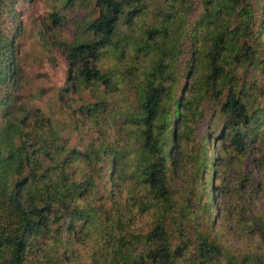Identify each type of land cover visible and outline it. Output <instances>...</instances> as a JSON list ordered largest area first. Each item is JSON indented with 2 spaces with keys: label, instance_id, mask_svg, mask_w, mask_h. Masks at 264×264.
Instances as JSON below:
<instances>
[{
  "label": "trees",
  "instance_id": "trees-1",
  "mask_svg": "<svg viewBox=\"0 0 264 264\" xmlns=\"http://www.w3.org/2000/svg\"><path fill=\"white\" fill-rule=\"evenodd\" d=\"M31 1L0 0V264H264V0H57L80 149L18 105Z\"/></svg>",
  "mask_w": 264,
  "mask_h": 264
},
{
  "label": "rangeland",
  "instance_id": "rangeland-1",
  "mask_svg": "<svg viewBox=\"0 0 264 264\" xmlns=\"http://www.w3.org/2000/svg\"><path fill=\"white\" fill-rule=\"evenodd\" d=\"M17 8L21 28L17 40L19 61L24 71L18 105L27 110H40L62 130L61 135L68 139L71 147L83 148L92 136L71 128L70 115H75L70 114L69 107L74 106L75 101L78 104L81 97H89L80 88L76 89V94L66 96L63 89L67 86V65L55 45L57 41H70L74 26L68 24L61 30L46 31V26H51L48 15L61 9L57 0H33L20 3Z\"/></svg>",
  "mask_w": 264,
  "mask_h": 264
}]
</instances>
